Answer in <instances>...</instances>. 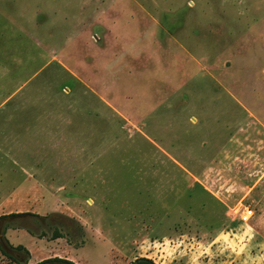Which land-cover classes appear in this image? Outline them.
I'll list each match as a JSON object with an SVG mask.
<instances>
[{
    "label": "rangeland",
    "instance_id": "rangeland-1",
    "mask_svg": "<svg viewBox=\"0 0 264 264\" xmlns=\"http://www.w3.org/2000/svg\"><path fill=\"white\" fill-rule=\"evenodd\" d=\"M0 240L264 264V0H0Z\"/></svg>",
    "mask_w": 264,
    "mask_h": 264
},
{
    "label": "trees",
    "instance_id": "trees-1",
    "mask_svg": "<svg viewBox=\"0 0 264 264\" xmlns=\"http://www.w3.org/2000/svg\"><path fill=\"white\" fill-rule=\"evenodd\" d=\"M51 262H65L68 264H74L73 262L69 260L61 259L58 256L46 258L34 264H47ZM132 264H154V263L148 258H137L136 260H134Z\"/></svg>",
    "mask_w": 264,
    "mask_h": 264
},
{
    "label": "flooded vegetation",
    "instance_id": "flooded-vegetation-1",
    "mask_svg": "<svg viewBox=\"0 0 264 264\" xmlns=\"http://www.w3.org/2000/svg\"><path fill=\"white\" fill-rule=\"evenodd\" d=\"M0 248H1V250L5 253V254H7V255H9V256H11V257H13V258H15L16 256H18V251H17V249L16 248H12V247H5V244L3 243V241H1L0 240ZM21 257H23V255L21 254ZM59 258H61V259H65V260H69V259H66V258H64V257H59ZM69 261H71V260H69ZM71 262H73V261H71ZM51 263H54V262H51ZM55 263H57V264H68V263H65V262H55ZM74 263V262H73ZM75 264V263H74Z\"/></svg>",
    "mask_w": 264,
    "mask_h": 264
},
{
    "label": "built area",
    "instance_id": "built-area-1",
    "mask_svg": "<svg viewBox=\"0 0 264 264\" xmlns=\"http://www.w3.org/2000/svg\"><path fill=\"white\" fill-rule=\"evenodd\" d=\"M253 215V210L248 206H243L241 213L239 214V219L243 222L249 220V218Z\"/></svg>",
    "mask_w": 264,
    "mask_h": 264
},
{
    "label": "crops",
    "instance_id": "crops-1",
    "mask_svg": "<svg viewBox=\"0 0 264 264\" xmlns=\"http://www.w3.org/2000/svg\"><path fill=\"white\" fill-rule=\"evenodd\" d=\"M50 257H55V256H52V255H50V256H47V257H45V259L46 258H50ZM58 257H60V256H58ZM64 258H66V259H69V260H71V261H73L75 264H79L77 261H75L74 259H71V258H67V257H64ZM44 259V258H43ZM42 258H40V261L41 260H43Z\"/></svg>",
    "mask_w": 264,
    "mask_h": 264
}]
</instances>
